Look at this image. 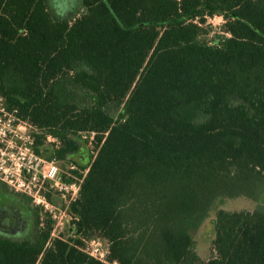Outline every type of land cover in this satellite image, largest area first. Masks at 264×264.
<instances>
[{"label": "trees", "instance_id": "obj_1", "mask_svg": "<svg viewBox=\"0 0 264 264\" xmlns=\"http://www.w3.org/2000/svg\"><path fill=\"white\" fill-rule=\"evenodd\" d=\"M71 1L62 16L0 0V93L81 180L72 237L51 241L37 208L26 238L0 237V264H264V0ZM240 197L259 205L222 207ZM95 237L107 262L83 249Z\"/></svg>", "mask_w": 264, "mask_h": 264}, {"label": "built area", "instance_id": "obj_2", "mask_svg": "<svg viewBox=\"0 0 264 264\" xmlns=\"http://www.w3.org/2000/svg\"><path fill=\"white\" fill-rule=\"evenodd\" d=\"M37 132V127L23 117L19 109L10 107L0 93V182L13 192L29 198L34 206L52 214L54 210L51 208L55 204L50 201V196L66 198L73 192L71 204L78 199L81 185L77 187L76 184L65 183L59 162L56 159L47 160L36 152ZM91 245L94 251L88 254L103 261L106 255L100 252V241L94 240Z\"/></svg>", "mask_w": 264, "mask_h": 264}, {"label": "rangeland", "instance_id": "obj_3", "mask_svg": "<svg viewBox=\"0 0 264 264\" xmlns=\"http://www.w3.org/2000/svg\"><path fill=\"white\" fill-rule=\"evenodd\" d=\"M51 6L54 12L62 15V16H72V11L74 4L70 0H51ZM223 25V18L220 17H213L207 19V27L210 30V35L206 38L208 41H213L215 38L219 37L221 35V28ZM87 141H89V148L88 151H85L81 156H83L82 163H88L90 160V156L95 155L97 151V144L92 139V135L86 134L84 137ZM56 141L51 138L47 140L46 145L55 144ZM79 159V158H78ZM59 166L61 169V177L63 178V181L67 184H76L77 187L81 185V180L78 175L74 174V171L79 170L78 167L75 165L70 164H64L59 162ZM83 173V172H81ZM86 174V173H84ZM8 190L10 188L8 187ZM261 197L264 199V188L261 190ZM73 192H70L67 194L66 198L61 197H55L50 196L53 200H56L58 203H54V207L51 209L54 210V212L51 214V212L48 210L46 211L44 208H38L33 205L32 201L31 204L40 211L41 215V222L46 224V220L50 218L53 222V232L51 236V241L54 239H63L68 240L70 237H72L70 233L71 225L73 217L69 213V206H70V200L72 197ZM258 203L253 201L252 199L240 197L235 199H227L225 203L222 205L224 209H227L229 211H254L258 207ZM50 209V210H51ZM215 212L212 213V219L214 218ZM54 216V218H53ZM210 230H208L206 227L202 228L197 235V253L200 256V258L204 261H207L208 259L212 258L215 254L213 247H212V241ZM98 237V236H96ZM92 238L90 240H84V246L83 249L87 253H92L94 251L93 246L91 245V242L94 240L100 241L99 249L100 252L105 253L106 257L104 258L103 262H107L108 254H109V243L102 239V238Z\"/></svg>", "mask_w": 264, "mask_h": 264}, {"label": "flooded vegetation", "instance_id": "obj_4", "mask_svg": "<svg viewBox=\"0 0 264 264\" xmlns=\"http://www.w3.org/2000/svg\"><path fill=\"white\" fill-rule=\"evenodd\" d=\"M35 209L26 196L0 185V237L26 238L35 224Z\"/></svg>", "mask_w": 264, "mask_h": 264}]
</instances>
